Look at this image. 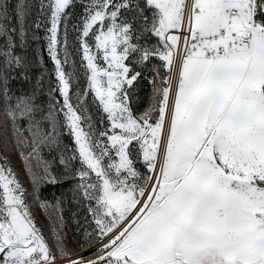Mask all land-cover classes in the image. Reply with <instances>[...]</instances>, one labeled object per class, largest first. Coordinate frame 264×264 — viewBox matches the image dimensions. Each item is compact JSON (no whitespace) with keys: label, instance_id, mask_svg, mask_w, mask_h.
Here are the masks:
<instances>
[{"label":"snow or ice","instance_id":"1","mask_svg":"<svg viewBox=\"0 0 264 264\" xmlns=\"http://www.w3.org/2000/svg\"><path fill=\"white\" fill-rule=\"evenodd\" d=\"M32 15L0 0V105L32 188L0 157V264H264V0H39ZM29 39L53 64L46 96L13 90ZM65 183L74 244L63 197H40Z\"/></svg>","mask_w":264,"mask_h":264},{"label":"rangeland","instance_id":"2","mask_svg":"<svg viewBox=\"0 0 264 264\" xmlns=\"http://www.w3.org/2000/svg\"><path fill=\"white\" fill-rule=\"evenodd\" d=\"M10 2L15 3V0H10ZM28 2L32 5L33 15L29 18V23L35 19V11L36 6L39 3V0H28ZM81 9L76 7L73 9L74 15L68 24V43H69V51L73 52L71 60L76 61L77 70L80 71V79L79 83L81 86H86V80L83 76V69L80 68V57L73 50L78 48V43L75 41V33L72 31V24L77 21ZM63 31V30H62ZM39 36L43 38L44 32L41 30L37 33ZM46 41L41 39L40 41H33L29 39V47L28 54L32 58L33 63L29 68V81L25 82L22 80H17L13 84V90L16 93L23 94L25 92H30L33 86H38L43 89V93L46 96L48 87L51 84L55 83V78L53 75V64L48 58L46 52ZM71 63L68 66V71H72ZM37 81H40V84L37 85ZM139 102L134 104V107L138 110H143L148 106L150 92L144 86L143 81H141V85L138 91ZM90 104V113L95 120H99V113L95 105L91 104V96L89 97ZM64 143L69 147H72V141L70 137H65ZM0 157H7L12 165V167L19 174V178L24 184V186L32 191L29 177L26 174V170L23 164V161L18 155V150L15 147L14 139L12 136V129L10 125L6 124V117L4 115L3 105H0ZM58 171H62V169H58ZM71 185L70 184H62V185H45L40 192L41 200L54 201L55 198L63 197V209H64V217L67 224V233L69 240L74 244L75 239L77 238L74 235L77 232V227L75 220H82V210L76 205V203L71 198ZM32 208L36 214V218L38 222L43 226L44 231L47 233L49 231V221L47 212L44 209L38 207L37 201H32ZM76 214L74 217L73 214ZM79 238L83 239L82 234H79ZM71 246V245H70Z\"/></svg>","mask_w":264,"mask_h":264},{"label":"built area","instance_id":"3","mask_svg":"<svg viewBox=\"0 0 264 264\" xmlns=\"http://www.w3.org/2000/svg\"><path fill=\"white\" fill-rule=\"evenodd\" d=\"M143 83H144V86L146 87V89H147L149 92H151V87H150V85L148 84V82H147V81H143Z\"/></svg>","mask_w":264,"mask_h":264}]
</instances>
